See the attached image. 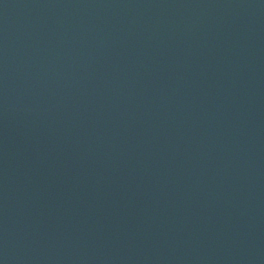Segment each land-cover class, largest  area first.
Listing matches in <instances>:
<instances>
[{
	"label": "water",
	"instance_id": "water-1",
	"mask_svg": "<svg viewBox=\"0 0 264 264\" xmlns=\"http://www.w3.org/2000/svg\"><path fill=\"white\" fill-rule=\"evenodd\" d=\"M0 264H264V0H0Z\"/></svg>",
	"mask_w": 264,
	"mask_h": 264
}]
</instances>
